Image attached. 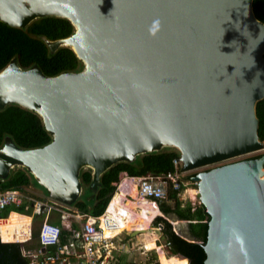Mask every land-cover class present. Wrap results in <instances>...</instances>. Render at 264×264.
<instances>
[{
	"label": "water",
	"instance_id": "water-1",
	"mask_svg": "<svg viewBox=\"0 0 264 264\" xmlns=\"http://www.w3.org/2000/svg\"><path fill=\"white\" fill-rule=\"evenodd\" d=\"M254 2L0 0L9 25L70 21V37L40 39L52 54L71 48L81 62L55 77L15 58L0 71V109L37 113L52 137L35 149L7 137L0 175L26 169L68 204L84 194V170L97 190L116 164L175 149L184 171L214 166L191 178L210 217L204 264H264V155L216 166L264 149V23Z\"/></svg>",
	"mask_w": 264,
	"mask_h": 264
},
{
	"label": "trees",
	"instance_id": "trees-1",
	"mask_svg": "<svg viewBox=\"0 0 264 264\" xmlns=\"http://www.w3.org/2000/svg\"><path fill=\"white\" fill-rule=\"evenodd\" d=\"M254 10L257 18L264 23V0H255ZM73 33L74 27L70 21L56 17L37 19L25 27H17L0 21V71L6 68L14 58L23 69L37 67L49 77H55L64 72L78 71L81 68V62L71 48L63 47L52 54L45 42L40 39V36H46L55 41L66 39ZM257 115L260 121L259 136L264 143V99L257 105ZM7 137L12 138L19 147L25 149L40 148L52 141L41 117L16 104L0 109V147ZM262 156V154H257L248 159H257ZM179 157L180 153L177 150L166 149L159 153L146 154L133 162L118 163L103 174L97 190L92 188V171L84 170L81 175L84 193L91 190L90 198L93 202L88 203L82 200L83 196L68 204L61 200L58 201L83 214L100 216L112 199L116 190L114 183L119 181L122 172L140 177L149 174L172 175L175 172L174 160ZM182 170H184L183 164ZM34 184L37 185L38 182L28 170L23 168L16 169L8 175H0V192L24 191ZM167 200L173 204L167 201L161 203L162 212L166 216L176 215L180 220L191 221L189 223L190 233L198 241L184 239L174 231V226L167 219L158 217L155 225L163 224L161 235L169 244V253L176 255L168 260L165 253L160 250L161 264H189L188 259L192 261L191 264H204L207 258L204 246L207 242L210 221L205 207L202 206L194 212L191 205L181 208L178 192L173 190H170ZM11 211L25 214L22 208H7L0 213V218L5 219L0 220H6ZM143 223L145 226L148 225L146 221ZM37 236L38 232L34 235L33 246H26L38 247ZM28 238L30 236L27 238L14 237L8 242H24ZM0 264H29V260L23 257L20 244L1 243L0 241Z\"/></svg>",
	"mask_w": 264,
	"mask_h": 264
},
{
	"label": "built area",
	"instance_id": "built-area-1",
	"mask_svg": "<svg viewBox=\"0 0 264 264\" xmlns=\"http://www.w3.org/2000/svg\"><path fill=\"white\" fill-rule=\"evenodd\" d=\"M174 166L172 175L149 174L140 177L122 172L119 181L114 183L116 190L112 199L100 216L83 214L47 196L35 200L21 190L0 192V213L15 207L31 211L34 219L43 218L37 236L39 246L21 247L22 255L29 260V264H117L112 254L115 248L113 239L125 230L123 228L121 231L125 222L135 219L140 212L153 223V227L162 231L163 224L154 223L163 213L161 203L167 200L170 190L178 192L180 196L185 189L192 187L195 196L199 195L198 183L191 179L194 175L187 174L190 171L182 170L180 157L174 160ZM191 198L189 196L193 211L202 206L200 198L199 202ZM57 213L72 216L77 226L67 229L65 233L62 226L51 220ZM1 241L5 242L2 237ZM164 247H169V244L160 249Z\"/></svg>",
	"mask_w": 264,
	"mask_h": 264
},
{
	"label": "crops",
	"instance_id": "crops-1",
	"mask_svg": "<svg viewBox=\"0 0 264 264\" xmlns=\"http://www.w3.org/2000/svg\"><path fill=\"white\" fill-rule=\"evenodd\" d=\"M190 192H191V190L187 188V189L184 190L183 193L180 194L179 201H180L181 204H184L183 201H189L190 204H188V205H191L193 203L189 199V196H191L190 195ZM195 194H194V196H195ZM35 195L37 197L31 195L32 198L35 199V200H36V198L39 199V194L37 193ZM195 198H196V196H195ZM195 198H191V199L194 201ZM188 205L185 204L183 207H186ZM200 207H202V206H200ZM200 207H197V209L200 208ZM10 208H15V207H10ZM191 208H192V211H193L192 205H191ZM22 210L24 212H26L23 215H26L27 214V216H30L32 218L31 230H30L32 232V235L31 234L30 235L28 234L31 239H29L24 245L25 246L26 245L33 246L32 241H33L34 238H33V231H32V229H33V226L35 224V219L36 218L34 219V217H32L31 211H26L25 209H22ZM196 210H194V211H196ZM14 212L15 211H11L10 214L11 213H14ZM15 213H17V212H15ZM10 214L8 215V217L10 216ZM19 214H21V213H19ZM57 216H61V218L60 219H57ZM172 216L177 217L176 215L166 216L164 213L160 214L159 217H163V218L167 219L174 226V231L175 232L177 231L178 232V233L176 232L177 234H179L181 237H183L184 239H186L185 238L186 237V233L187 232L190 233L189 223L191 221H184V220H182L183 222L181 223V222H179L177 220V219H179L178 217L177 218H173ZM0 219H5V218H0ZM51 220H52V222H54V223L62 226L66 230L65 233H67V231H68L67 229L72 228V227H76L77 224H78L76 222V219L75 218H73L72 216H69L68 214H65V213H63L62 215L60 213H57L56 215L53 216V218ZM143 221H146L148 225L145 226L144 223H143ZM194 222H196V221H194ZM179 223H181V226H179ZM185 223H187V224H185ZM150 226H151V228H150ZM128 227L129 228H125V230L120 235H118L117 237H115L113 239V242L115 244V248H113V250H112V254H113L114 261L117 264H130L131 263V260L130 259H127V261H124L123 260L124 262H120L117 256L118 255H126L128 253L131 256V251L132 250H136L135 248H137V250L143 249L146 252L149 251V250H152V249H156V251L158 253V261L156 263H150V262H148V263H143V264H161V253H160V250L161 249H160V247L161 246H164V245L160 244L159 235H161V231H158L155 227H153V223H151L150 221H147V219L140 212H139L138 216L135 219L131 220V222L129 221ZM137 231H144L145 233H142V234H139L137 236H134L133 233L134 232H137ZM150 231H152V232H155V231L156 232H159V235L150 234ZM190 235H191V233H190ZM142 236L149 237L153 241H146L148 238L147 239H140V237H142ZM148 245H152V247L149 250L145 249V247H147ZM166 248L168 250V247H166ZM166 248L164 247V249L161 250V251H163L165 253V257L168 258V260H169V258H171V256H176V255H171L170 256V254L168 255V253H166ZM177 256H179V255H177ZM179 257H181V256H179Z\"/></svg>",
	"mask_w": 264,
	"mask_h": 264
},
{
	"label": "rangeland",
	"instance_id": "rangeland-1",
	"mask_svg": "<svg viewBox=\"0 0 264 264\" xmlns=\"http://www.w3.org/2000/svg\"><path fill=\"white\" fill-rule=\"evenodd\" d=\"M257 154L264 155V149L262 151L258 152V153H254V154H250V155H245V156H242V157H238V158H235V159L226 161V162L221 163V164L216 165V166H221V165H225V164H229V163H234V162H238V161H241V160H245V159H248L251 156H255ZM212 167H214V166H212ZM212 167H207V168H204V169H201V170H196V171H190L187 174L194 175L197 172H200V171H203V170H208V169H210ZM188 189L192 190V192H190V195H191L192 198H195L194 194L196 192L194 191V189L192 187H188ZM25 191H26L27 194H31L32 196H36L35 194L38 193L39 194V199H43L44 197H46L48 195L47 190L44 187H42V186H40L38 184L37 185L34 184L32 186L27 187L25 189ZM86 194L84 193L82 195L83 196L82 200H84V201L86 200L88 203L93 202V200L90 198V196L92 195V191L90 190ZM199 198H200L199 195L196 196V200L195 201L196 202H199ZM166 201L168 203H172L173 204V202H171V201H168V200H166ZM183 203L184 204H181V208H184L183 206L185 204L186 205L190 204L189 201H183ZM60 218H61V216H57V219H60ZM42 219H43L42 217H38V218L35 219V224H34L33 229H32V231H33V238H34V235L37 233V231L39 229V223L42 222ZM185 224H187V223H185ZM179 226H181V223H179ZM126 228H129L128 227V224H127V227ZM121 231H119V232H121ZM30 234H31V231L29 232V235ZM150 234L159 235V232H156V231L155 232H152V231H150ZM29 235L19 236V237H21V238H27V236H29ZM159 238H160V244H162V245L165 246L166 245V239L164 237H162L161 235H159ZM140 239H147L146 241H153L151 238L146 237V236L145 237L142 236V237H140ZM34 242H35V239H33L32 244H34ZM151 247H152V245H148L147 247H145V249L149 250ZM135 249L136 250H132L131 251V256L129 255V253L126 254V255H118L117 257H118L119 261L120 262H124V261H127V259H130L131 260V263L130 264H143V263H148V262H150V263H156L158 261V253H157L156 249H152V250H149L147 252L145 250H143V249H141V250H137V248H135ZM166 253H168V255L170 254L169 251L167 250V248H166ZM170 256H171V254H170Z\"/></svg>",
	"mask_w": 264,
	"mask_h": 264
},
{
	"label": "bare ground",
	"instance_id": "bare-ground-1",
	"mask_svg": "<svg viewBox=\"0 0 264 264\" xmlns=\"http://www.w3.org/2000/svg\"><path fill=\"white\" fill-rule=\"evenodd\" d=\"M129 221L130 220L124 223L121 230L127 227ZM31 223L32 218L30 216L15 212L11 213L6 220H0V235L3 239H8L13 236H26L31 230Z\"/></svg>",
	"mask_w": 264,
	"mask_h": 264
},
{
	"label": "clouds",
	"instance_id": "clouds-1",
	"mask_svg": "<svg viewBox=\"0 0 264 264\" xmlns=\"http://www.w3.org/2000/svg\"><path fill=\"white\" fill-rule=\"evenodd\" d=\"M22 191V190H21ZM23 192H25L26 193V191L24 190ZM27 195H29V196H31L30 194H27ZM32 197V196H31ZM47 197H49V195H47ZM51 198V197H50ZM37 199V198H36ZM203 206V205H202ZM26 213V212H25ZM27 215V214H26ZM31 235H32V232H31ZM29 239H31V238H28L26 241H24L25 243L29 240ZM0 241H1V235H0ZM2 242V241H1ZM18 242H20V241H17V242H2V243H18ZM24 243V244H25ZM19 244V243H18ZM24 244H20L21 246H23Z\"/></svg>",
	"mask_w": 264,
	"mask_h": 264
},
{
	"label": "flooded vegetation",
	"instance_id": "flooded-vegetation-1",
	"mask_svg": "<svg viewBox=\"0 0 264 264\" xmlns=\"http://www.w3.org/2000/svg\"><path fill=\"white\" fill-rule=\"evenodd\" d=\"M14 237H19V236H13V237H11V238H14ZM11 238H8V239H3V238H2V239H3V241L8 242V241H10Z\"/></svg>",
	"mask_w": 264,
	"mask_h": 264
}]
</instances>
